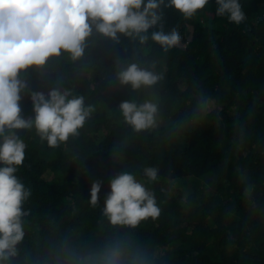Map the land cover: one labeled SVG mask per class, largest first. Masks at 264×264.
Wrapping results in <instances>:
<instances>
[{
	"label": "trees",
	"instance_id": "obj_1",
	"mask_svg": "<svg viewBox=\"0 0 264 264\" xmlns=\"http://www.w3.org/2000/svg\"><path fill=\"white\" fill-rule=\"evenodd\" d=\"M241 24L216 15L215 0L186 19L161 11L180 46L120 43L94 34L85 56L67 54L20 79L21 116L34 117L32 92L70 89L94 106L76 137L58 147L22 130L25 160L16 175L29 191L23 239L6 264H264V0H240ZM155 62L164 78L132 91L115 79L116 62ZM152 99L157 125L134 132L122 102ZM211 102V108L203 106ZM161 214L136 227L113 225L102 209L110 181L125 171L143 178ZM101 182L99 202L90 190Z\"/></svg>",
	"mask_w": 264,
	"mask_h": 264
},
{
	"label": "clouds",
	"instance_id": "obj_2",
	"mask_svg": "<svg viewBox=\"0 0 264 264\" xmlns=\"http://www.w3.org/2000/svg\"><path fill=\"white\" fill-rule=\"evenodd\" d=\"M209 0H0V264L16 255L23 239L22 217L29 191L16 172L25 160L22 130L35 129L41 141L58 147L79 135L95 111L85 98L70 89L54 86L45 95L32 92L34 117L21 116V93L28 88L20 77L28 69H40L49 61L67 54L71 61L85 56L87 41L94 34L116 44L124 36L140 46L150 41L167 53L180 46L181 37L173 29L165 31L162 5L178 10L186 19L204 9ZM216 15L237 25L245 21L240 0H215ZM115 79L132 91L150 89L164 76L155 62H116ZM211 108L210 101H204ZM119 111L124 122L136 133L157 125L158 106L152 99L122 102ZM158 169L145 167L143 178L125 171L110 181V192L103 204V215L113 225L136 227L161 214L156 196L148 184L158 180ZM101 182L90 190L89 203L99 202ZM117 253L106 264H118Z\"/></svg>",
	"mask_w": 264,
	"mask_h": 264
}]
</instances>
